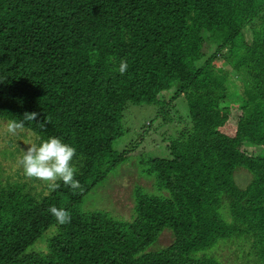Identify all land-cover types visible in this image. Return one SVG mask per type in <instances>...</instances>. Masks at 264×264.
<instances>
[{"label":"trees","instance_id":"1","mask_svg":"<svg viewBox=\"0 0 264 264\" xmlns=\"http://www.w3.org/2000/svg\"><path fill=\"white\" fill-rule=\"evenodd\" d=\"M177 100L189 126L141 155L158 193L137 187L127 221L78 209L128 155L112 148L125 107L169 125ZM25 112L38 114L24 129L39 143L75 147L83 191L0 179V264H223L209 251L232 242L239 254L245 239L264 264V0H0V119ZM164 229L172 241L160 246Z\"/></svg>","mask_w":264,"mask_h":264},{"label":"rangeland","instance_id":"2","mask_svg":"<svg viewBox=\"0 0 264 264\" xmlns=\"http://www.w3.org/2000/svg\"><path fill=\"white\" fill-rule=\"evenodd\" d=\"M248 34L249 32H246V35ZM205 50L209 54V47H205ZM219 65L223 64L219 62ZM229 102L230 105L237 106L234 104L235 100L230 99ZM170 112L173 116V124L168 125L162 121L161 116L155 117L156 110L153 113L140 105L125 107L122 119L124 133L113 142L112 148L117 152L127 149L128 155L82 197L80 205H77L78 209L83 212L105 211L116 219L127 221L132 219L133 194L137 187H140L144 193H158L153 177L145 174L148 156L142 157L141 155L151 148L153 154L161 155L163 149L157 142L169 136V133L189 126V113L183 100H177ZM176 116L179 118L178 121ZM7 122L0 119V179L2 183L6 180H20L32 184L31 186H37L44 192L48 191L45 182L26 177L22 167L17 166V161L22 157L23 151H26L31 143L39 144L37 136L26 129L17 135L8 134L4 131ZM246 149L251 150L253 147H246ZM250 178L248 172L241 169L236 171L235 180L241 188L249 183ZM221 218L230 219L227 208L223 210ZM40 239L30 245L27 251L39 249L42 243ZM249 240H244L239 247V254L236 253V244L232 242H220L209 252L223 264H255L250 261L251 256L246 255ZM171 241V231L164 229L159 236V245L166 246Z\"/></svg>","mask_w":264,"mask_h":264},{"label":"clouds","instance_id":"3","mask_svg":"<svg viewBox=\"0 0 264 264\" xmlns=\"http://www.w3.org/2000/svg\"><path fill=\"white\" fill-rule=\"evenodd\" d=\"M128 68L127 60L121 59L116 70L120 75H123ZM37 116L36 112H25L23 120L8 121L4 131L11 135H17L23 131L26 121L33 122L37 119ZM46 123H49L47 119L37 124L43 128ZM75 154V147L64 143L59 137L53 136L41 141L39 144L31 143L27 150L23 151L22 157L18 159L17 166L22 167L26 177L45 182L50 191L58 189L59 182H62L72 189L73 194H76L77 190L83 191V186L75 179L78 172L77 167L73 165ZM49 212L60 225L71 222V214L64 208L50 206Z\"/></svg>","mask_w":264,"mask_h":264}]
</instances>
